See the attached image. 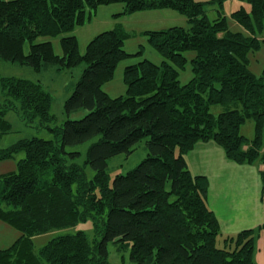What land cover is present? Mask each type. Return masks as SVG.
I'll use <instances>...</instances> for the list:
<instances>
[{
	"label": "trees",
	"instance_id": "obj_1",
	"mask_svg": "<svg viewBox=\"0 0 264 264\" xmlns=\"http://www.w3.org/2000/svg\"><path fill=\"white\" fill-rule=\"evenodd\" d=\"M226 0H0V59L26 65L37 72L85 64L81 78L65 102L68 115L87 110L84 118L67 119L47 127L51 140L20 139L0 149V162L24 152L17 171L0 176V220L20 236L0 250V264H109L112 242L130 250L134 264H257L256 242L261 227L245 229L223 239L221 227L208 207L209 180L194 175L185 154L198 143L214 142L226 158L239 165L262 160L264 148V71L250 68V55L264 45V0L231 13L241 30L231 28L223 7ZM122 4L119 16L174 10L188 28L144 31L149 46L162 58L128 65L123 72L124 95L112 97L104 85L114 80L119 64L143 55L125 50L134 34L121 24L101 32L80 52L70 35L90 22L101 6ZM213 5L216 17L207 13ZM43 37H61L62 55ZM26 44L29 45L25 52ZM190 60L192 78L180 82ZM223 106L213 114L212 106ZM51 97L40 83L0 78V141L12 132L6 115L13 111L27 124L54 121ZM253 120L254 138L241 133ZM98 138L86 155L95 174L88 179L68 147ZM145 141L147 156L110 184L108 161L131 155ZM178 150V155H176ZM170 187L168 188V186ZM91 219L97 235L93 245L83 231L53 238L38 252L33 237L70 228Z\"/></svg>",
	"mask_w": 264,
	"mask_h": 264
},
{
	"label": "rangeland",
	"instance_id": "obj_2",
	"mask_svg": "<svg viewBox=\"0 0 264 264\" xmlns=\"http://www.w3.org/2000/svg\"><path fill=\"white\" fill-rule=\"evenodd\" d=\"M200 1H208V0H200ZM245 7L247 11L250 10V4L248 2H242L240 0H226L224 3V13L228 17L231 28L233 30H237L233 25V20L231 19V12L235 11L241 7ZM119 7H122V4H115L110 6H101L99 7L92 20L86 23L83 26L77 27L70 35H75L79 41L80 52L83 54L86 50L88 43L101 32H105L108 30L114 29L116 24H121V26L128 32H132L134 36L128 39L125 42V50L129 53H136L142 46H144L143 55L141 56H132L124 61H122L115 73L114 80L110 83L104 85L103 89L112 97H118L120 95H124L126 92V86L123 83V72L124 69L131 64H135L140 62L143 59H148L153 63L160 65L163 62V58L154 51L149 44L147 43V37L141 35L140 32L151 31V30H162L168 29L173 26H180L184 28H188L190 24L188 23L185 16L179 14L174 10H159L160 16H156L155 14H147V15H155L147 18L149 16H141L142 14H133L129 16H121L119 17ZM213 5H208L207 13L211 19L216 17L215 9ZM140 13V12H139ZM118 16V22H115L113 15ZM115 22V23H114ZM61 37H43L39 38L37 42L50 41L53 44L55 53L58 55H62V49L60 45ZM29 45L26 44L25 52H28ZM251 54L250 58L252 57ZM259 56L258 63H251V70L260 75L264 69V45L259 52H257ZM186 56L189 60L186 69L180 72V82L182 84L188 83L192 78L191 71V63L190 60L195 56L194 52L186 53ZM85 64L74 67L72 69H63L58 70L56 66L48 67L40 72L35 71L29 66L20 65L18 63L9 62L0 59V78L1 77H13L18 79L30 80L33 82L40 83L43 89L50 95L51 97V114L55 116V120L49 122L48 124L42 125L39 118H36L33 122L27 124L26 119H21L15 112L11 111L6 115V119L12 125V132L3 136L0 141V149L8 148L13 145L20 139H32V138H40L45 140H51L55 136L52 132L48 130L47 127H59L63 126L64 122L67 119L79 120L85 117L88 113L87 110H81L76 113H72L68 115L65 111V102L73 93L77 83L79 82ZM223 106H212L210 111L217 115L224 110ZM241 133L251 139L254 138L255 135V124L253 120L246 121L241 127ZM98 138H94L89 140L81 145L68 147L67 150L69 152H79L80 155L76 157H71L67 155L68 163H76L82 166L85 170V173L88 179H92L94 177V170L89 164H86V155L88 148L94 142H96ZM214 143V142H212ZM216 144V143H214ZM217 145V144H216ZM220 147L219 145H217ZM221 148V147H220ZM223 150V149H222ZM264 150V148L262 149ZM224 151V150H223ZM178 150H176V155H178ZM225 154V153H224ZM187 155V154H186ZM185 155V156H186ZM147 156V150L145 147V141H142L134 150L131 155H117L111 158L108 161V166L110 168V184H112L113 179L117 174H125L127 171L135 168L145 157ZM225 156V155H224ZM25 157L24 152L18 153L14 159L5 160L0 162V176L3 174H7L9 172L17 171L18 162ZM225 159L228 160L225 156ZM263 154L262 160L260 163V172L262 174L263 168ZM263 177V175H262ZM170 185L168 186V188ZM263 203H264V199ZM263 208H264V204ZM79 231H83L90 243L93 245L95 240H101V236L97 235L95 226L91 219L86 221L79 222L73 227L65 228V229H56L52 230L48 233L37 235L33 237L35 251L38 252L45 244H47L50 240L57 236L66 235V234H75ZM19 238V237H18ZM17 238V239H18ZM218 247H223V239L221 236L217 241ZM9 248V247H8ZM108 248V262L109 264H134L130 259V250L129 249H121L120 246L109 242L107 245Z\"/></svg>",
	"mask_w": 264,
	"mask_h": 264
},
{
	"label": "crops",
	"instance_id": "obj_3",
	"mask_svg": "<svg viewBox=\"0 0 264 264\" xmlns=\"http://www.w3.org/2000/svg\"><path fill=\"white\" fill-rule=\"evenodd\" d=\"M122 11L123 7H119L117 14ZM155 12L156 16H160L158 10L137 14L150 18L155 15L147 14H155ZM117 17L113 15L115 22H118ZM233 26L241 30L238 24L235 23ZM258 58L257 52L254 53L250 58V65L252 62L258 63ZM224 155L222 148L208 142L198 143L195 149L184 157L192 174L204 175L209 180L207 204L218 218L222 239L234 236L245 229L262 228L256 242L255 261L257 264H264L261 161L254 165H239L226 160ZM19 236L20 232L15 227L0 220V250L11 247Z\"/></svg>",
	"mask_w": 264,
	"mask_h": 264
},
{
	"label": "built area",
	"instance_id": "obj_4",
	"mask_svg": "<svg viewBox=\"0 0 264 264\" xmlns=\"http://www.w3.org/2000/svg\"><path fill=\"white\" fill-rule=\"evenodd\" d=\"M262 154H263V162H264V150H262ZM262 175H263V186H262V199H264V164H263V168H262Z\"/></svg>",
	"mask_w": 264,
	"mask_h": 264
}]
</instances>
